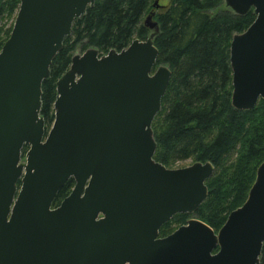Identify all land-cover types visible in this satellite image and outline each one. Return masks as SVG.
Here are the masks:
<instances>
[{"label":"water","instance_id":"1","mask_svg":"<svg viewBox=\"0 0 264 264\" xmlns=\"http://www.w3.org/2000/svg\"><path fill=\"white\" fill-rule=\"evenodd\" d=\"M94 3L21 0L0 51V264H259L264 161L246 201L218 232L193 217L159 235L176 214L198 210L215 167L169 168L154 158L152 123L172 76L167 65L154 70V12L143 21L152 31L146 39L72 57L46 130L43 82L75 19ZM225 3L256 14L230 45L232 105L252 110L264 99V0ZM70 178L71 193L53 207Z\"/></svg>","mask_w":264,"mask_h":264},{"label":"trees","instance_id":"2","mask_svg":"<svg viewBox=\"0 0 264 264\" xmlns=\"http://www.w3.org/2000/svg\"><path fill=\"white\" fill-rule=\"evenodd\" d=\"M20 1L0 0V51L11 34ZM224 2L172 0L158 15L155 68L167 65L172 76L152 123L157 142L154 158L169 168L188 159L210 161L215 167L206 181V200L193 214L179 213L166 222L160 228L161 237L191 217L218 232L228 215L246 201L264 161V99L252 110L232 105L231 41L253 23L256 14L251 9L239 15L229 7L217 11ZM149 7L150 0H95L75 19L42 85L40 114L47 131L55 117L57 82L69 70L77 47L87 50L93 45L104 55L127 48L136 38L146 39L150 30L143 17ZM8 20L13 23L6 28ZM27 150L24 146L23 152ZM74 184L73 178L65 183L53 207L71 193ZM259 264H264V244Z\"/></svg>","mask_w":264,"mask_h":264},{"label":"rangeland","instance_id":"3","mask_svg":"<svg viewBox=\"0 0 264 264\" xmlns=\"http://www.w3.org/2000/svg\"><path fill=\"white\" fill-rule=\"evenodd\" d=\"M172 0H150V7L148 8L147 12L145 13L144 17H143V21L147 18L148 14H150L151 12H154L155 16L153 17V20L154 21H158V15L162 12L164 6H167ZM157 3V4H156ZM225 3V2H224ZM228 6L225 4H223L222 6H220V8L217 10H221V9H224V8H227ZM216 11V12H217ZM16 18V17H15ZM15 21V20H14ZM6 22V25L5 27H9L12 23H13V20H8V21H5ZM14 25V24H13ZM13 28V27H12ZM150 30V29H149ZM152 31L150 30V33ZM235 34H240V32H237ZM89 48H96L95 46L91 45L88 47ZM97 49V48H96ZM86 50H83L82 49V45H79L75 51V54H82L84 53ZM105 55V54H104ZM157 68V67H156ZM154 68V70L156 69ZM52 124L49 126V129L51 128ZM21 162L24 163L26 162V152H22V158H21ZM195 163V161L193 159H188V160H185V161H180V162H177L175 165H173L172 167L170 168H182V167H187V166H190L191 164ZM193 218V217H191Z\"/></svg>","mask_w":264,"mask_h":264},{"label":"flooded vegetation","instance_id":"4","mask_svg":"<svg viewBox=\"0 0 264 264\" xmlns=\"http://www.w3.org/2000/svg\"><path fill=\"white\" fill-rule=\"evenodd\" d=\"M164 7H166V6H164ZM164 9V8H163ZM154 16H155V14H154Z\"/></svg>","mask_w":264,"mask_h":264}]
</instances>
